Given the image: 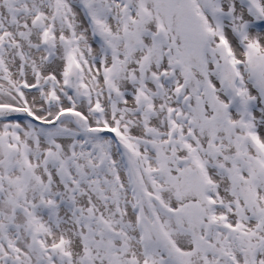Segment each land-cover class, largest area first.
<instances>
[{
  "label": "snow or ice",
  "instance_id": "obj_1",
  "mask_svg": "<svg viewBox=\"0 0 264 264\" xmlns=\"http://www.w3.org/2000/svg\"><path fill=\"white\" fill-rule=\"evenodd\" d=\"M0 264H264V0H0Z\"/></svg>",
  "mask_w": 264,
  "mask_h": 264
}]
</instances>
